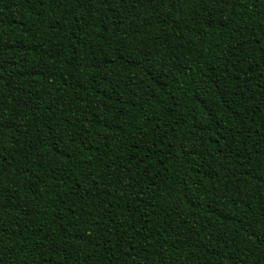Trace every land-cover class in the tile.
<instances>
[{"label": "trees", "instance_id": "1", "mask_svg": "<svg viewBox=\"0 0 264 264\" xmlns=\"http://www.w3.org/2000/svg\"><path fill=\"white\" fill-rule=\"evenodd\" d=\"M0 264H264V0H0Z\"/></svg>", "mask_w": 264, "mask_h": 264}]
</instances>
